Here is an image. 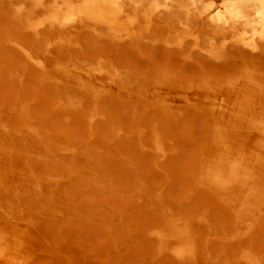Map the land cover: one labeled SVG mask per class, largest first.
<instances>
[{"label": "rangeland", "instance_id": "374dc122", "mask_svg": "<svg viewBox=\"0 0 264 264\" xmlns=\"http://www.w3.org/2000/svg\"><path fill=\"white\" fill-rule=\"evenodd\" d=\"M0 264H264V0H0Z\"/></svg>", "mask_w": 264, "mask_h": 264}, {"label": "bare ground", "instance_id": "6f19581e", "mask_svg": "<svg viewBox=\"0 0 264 264\" xmlns=\"http://www.w3.org/2000/svg\"><path fill=\"white\" fill-rule=\"evenodd\" d=\"M83 10H85V12H87L88 14H90V15H97V16H105V17H108V16H106V14L103 12V11H101V10H99V9H97V8H92V7H86V9H83ZM140 147V146H139ZM213 186V185H212ZM211 186V187H212ZM6 216H9V214L8 213H6ZM10 217V216H9ZM8 218V217H7ZM172 226H176V223L175 222H173L172 223ZM173 229V228H172ZM166 232V231H165ZM164 232V233H165ZM173 232V231H172ZM175 233H177L176 231H175ZM161 236H162V234H161ZM165 237H168V236H165ZM174 238V237H173ZM172 238V239H173ZM177 238V237H176ZM191 242L190 241H188V240H186V242L184 243V247L183 246H181L180 247V250H179V253H181V254H183L184 256H187V257H190L191 256V251H190V249H191ZM7 261H9V259H7Z\"/></svg>", "mask_w": 264, "mask_h": 264}]
</instances>
